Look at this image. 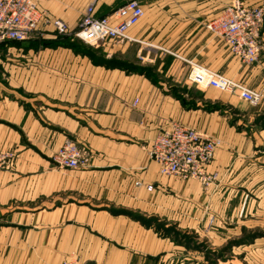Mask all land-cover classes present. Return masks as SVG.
<instances>
[{"label":"crops","instance_id":"0c3cea01","mask_svg":"<svg viewBox=\"0 0 264 264\" xmlns=\"http://www.w3.org/2000/svg\"><path fill=\"white\" fill-rule=\"evenodd\" d=\"M126 1L37 0L44 17L30 38L0 43V150L13 153L0 169V264H63L71 256L81 264H207L177 230L201 228L204 204H226L227 192L264 185V96L241 119L237 94L227 110L215 88L188 79L192 60L264 95V46L247 65L206 28L232 0H139L145 14L130 38L72 37L88 51L59 43L48 21L61 19L73 32L89 4L101 16ZM262 37L264 45V28ZM123 64L155 65L156 81ZM179 87L197 107L173 93ZM173 122L221 139L208 189L161 174L150 158ZM66 138L91 150L87 166L55 165Z\"/></svg>","mask_w":264,"mask_h":264},{"label":"built area","instance_id":"2783aa9c","mask_svg":"<svg viewBox=\"0 0 264 264\" xmlns=\"http://www.w3.org/2000/svg\"><path fill=\"white\" fill-rule=\"evenodd\" d=\"M145 10L139 0H128L106 15L99 16L95 3L87 6L81 21L72 33L89 44H99L108 39L130 38L128 32L143 18ZM44 17L37 0H0V43L24 41L37 29ZM59 34L69 32L61 19L48 20ZM206 28L225 40L231 54L244 64L259 61L263 50L264 7L252 6L245 0H232L220 15L206 23ZM188 79L200 87L215 88L235 93L249 104H258L263 93L198 62L189 60ZM222 144L219 137L202 132L179 122L163 129L153 141L149 156L159 165L163 175H174L188 180H198L208 189L216 174L207 167L213 161L217 148ZM91 150L73 139L66 138L55 152L54 162L61 168L87 166ZM13 159V153L0 150V169ZM152 189V185L147 187ZM63 264H81L71 256Z\"/></svg>","mask_w":264,"mask_h":264},{"label":"rangeland","instance_id":"374dc122","mask_svg":"<svg viewBox=\"0 0 264 264\" xmlns=\"http://www.w3.org/2000/svg\"><path fill=\"white\" fill-rule=\"evenodd\" d=\"M60 36L75 37L72 32ZM214 91L225 98L227 110L230 102L236 101L235 93L217 89ZM222 102L220 99L214 104ZM240 104L237 112L241 119V112H251L258 105L249 104L244 100H240ZM232 112L236 111L233 109ZM260 117L262 118V115ZM245 120L251 119L246 115ZM259 182H264V174L260 176ZM227 195H230V198L221 206L204 204L202 210L205 213H201L204 214L201 228L190 231L178 229V241L183 246L197 250L207 264H264V185L252 184L241 190L227 192ZM205 220L207 221L204 224Z\"/></svg>","mask_w":264,"mask_h":264},{"label":"trees","instance_id":"16d2710c","mask_svg":"<svg viewBox=\"0 0 264 264\" xmlns=\"http://www.w3.org/2000/svg\"><path fill=\"white\" fill-rule=\"evenodd\" d=\"M59 39V43L65 45V46H68V47H72L76 50H79V51H88V49H86L84 47V45H82L80 43V41L78 40H73L70 36H59L58 37ZM128 70L130 71H135V72H140V73H143V74H147L149 77L153 78V80L156 81V75H155V71H156V66L155 65H148V66H143V65H138V64H123ZM186 92V88L185 87H179V88H174L173 89V93L182 100V102L185 104V105H188V106H191V107H197V104L195 103V101L193 102V100L191 101H188L186 99V96L185 95H182ZM188 93V91H187ZM192 96H203L201 95L200 92L196 91V92H193L191 93ZM194 94V95H193ZM218 106V104H211L209 103V109H215L216 107Z\"/></svg>","mask_w":264,"mask_h":264}]
</instances>
